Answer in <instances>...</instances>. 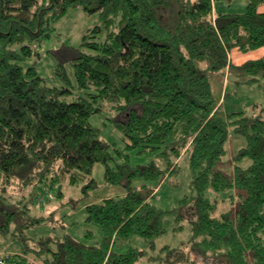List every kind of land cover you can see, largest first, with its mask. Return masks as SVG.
<instances>
[{
	"label": "trees",
	"instance_id": "1",
	"mask_svg": "<svg viewBox=\"0 0 264 264\" xmlns=\"http://www.w3.org/2000/svg\"><path fill=\"white\" fill-rule=\"evenodd\" d=\"M214 1L0 0L2 233L19 224L25 202L11 201L12 187L54 189L63 179L75 186L102 163L108 184L127 190L124 198L87 207V221L104 233L100 244L87 245L71 235L43 238L0 264H136L145 253L136 247L117 252L119 242L138 237L154 246L167 229L155 189L135 186L134 179L173 176L188 151L197 196L194 209L178 217L191 218V249L171 251L167 263L190 262L194 252L204 264H264V108L253 116L244 111L225 116L211 83L212 74L236 67L232 51L264 48V0H247V11L239 14L215 12ZM79 6L99 12L102 26L83 37L71 61L77 89L86 96L69 102L72 89L47 85L37 68L23 63L34 55L32 46L51 37L57 21ZM105 30L106 39L99 41ZM236 68L249 83L258 82L264 78V56ZM56 73L70 83L64 64ZM106 101L121 116L116 125L126 151L156 153L165 168L156 161L135 166L124 151H118L120 163L112 165L111 145L91 124ZM232 130L245 135L248 145L235 162L249 158L251 164H235L230 175L221 165ZM94 184L91 180L89 186ZM208 190L229 191L235 208L216 215ZM45 220L36 217L31 223Z\"/></svg>",
	"mask_w": 264,
	"mask_h": 264
},
{
	"label": "rangeland",
	"instance_id": "2",
	"mask_svg": "<svg viewBox=\"0 0 264 264\" xmlns=\"http://www.w3.org/2000/svg\"><path fill=\"white\" fill-rule=\"evenodd\" d=\"M247 0H215L214 10L219 13L239 14L247 11ZM264 8V6H263ZM102 26V17L99 12H87L82 6L72 7L62 19L54 25L56 30L51 37L35 43L32 48L34 55L26 58L25 67H35L38 73L46 80L47 85L52 87H68L72 89L68 101L77 100L86 96L77 89L76 76L74 73L72 59L77 54L83 42V37L93 28ZM106 30L99 34V41L106 39ZM264 49V48H263ZM263 49H261L263 51ZM242 53L232 51L231 58L236 67H240L246 61L257 59V52ZM64 64L65 71L69 75L70 83H67L64 76L56 72L60 64ZM234 67L228 74L226 71L211 75L212 89L217 101L221 102V112L224 115L232 112H245L253 116L264 108V78L255 83H249L247 74L240 72ZM101 111L91 117V124L100 129L101 139L111 145L114 160L113 166L120 163L121 158L118 151L130 154V162L135 165H147L154 161L163 168L166 164L159 161L156 153H142L137 151H126L124 134L117 128V122L121 118L109 102L99 104ZM247 145V138L244 135L230 131V138L227 143V155L221 165V169L230 175L234 174L235 164L246 167L251 164L249 158L235 162V156ZM191 151L184 153L177 161L178 172L173 176H166L155 182H148L144 178L134 179L133 185L142 187L149 184L155 189L157 195L155 205L166 211V233L157 236L154 246L148 241L134 237L129 240L120 241L116 247L117 252L123 253L130 248H138L145 253V256L136 264H168L170 252L181 250L189 252L193 228L191 218L181 219L179 213H189L194 209V198L197 196L193 188V171ZM106 166L98 163L92 173V177L81 183L71 185L68 179H63L55 188L38 186L29 189L15 186L10 190L11 201L20 204V217L18 223H29V227H19L14 223L8 233H2L1 212H0V259L9 254H21L29 245L31 248L43 238H63L71 235L75 240L87 245H97L104 238L100 225L87 221L89 205L99 204L107 199L124 198L127 190L124 186L108 184L106 179ZM91 180L95 181L93 187L89 186ZM207 198L213 204H217L216 215L220 216L224 211L234 209L235 205L230 200V192L217 193L208 190ZM28 205L27 208L22 207ZM45 217L42 223L32 224L34 218ZM89 233L91 235L89 236ZM166 249V250H164ZM190 253V252H189ZM177 256V255H176ZM177 258V257H176ZM180 256H178V259ZM190 262L181 264H204L193 252ZM31 259H34L31 257Z\"/></svg>",
	"mask_w": 264,
	"mask_h": 264
},
{
	"label": "crops",
	"instance_id": "3",
	"mask_svg": "<svg viewBox=\"0 0 264 264\" xmlns=\"http://www.w3.org/2000/svg\"><path fill=\"white\" fill-rule=\"evenodd\" d=\"M214 3H215V1H214ZM217 10H215V12H216ZM218 12V11H217ZM261 12H264V8H263V6L261 7ZM257 59H259V58H262L263 56H264V49H263V51L262 50H260L259 52H257ZM231 55V54H230ZM233 61V60H232Z\"/></svg>",
	"mask_w": 264,
	"mask_h": 264
}]
</instances>
